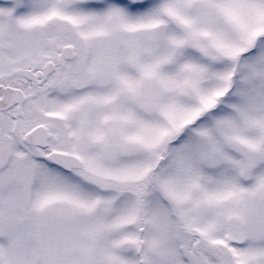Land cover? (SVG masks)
<instances>
[{"label":"snow or ice","instance_id":"obj_1","mask_svg":"<svg viewBox=\"0 0 264 264\" xmlns=\"http://www.w3.org/2000/svg\"><path fill=\"white\" fill-rule=\"evenodd\" d=\"M0 264H264V0H0Z\"/></svg>","mask_w":264,"mask_h":264}]
</instances>
